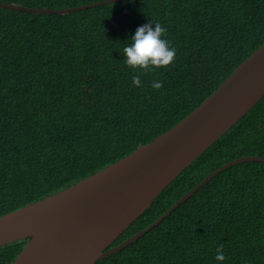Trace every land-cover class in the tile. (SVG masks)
<instances>
[{"label": "trees", "instance_id": "obj_1", "mask_svg": "<svg viewBox=\"0 0 264 264\" xmlns=\"http://www.w3.org/2000/svg\"><path fill=\"white\" fill-rule=\"evenodd\" d=\"M104 0H0L64 8ZM175 59L125 64L146 22ZM264 43V0H119L65 14L0 7V216L123 158L192 112ZM139 74L140 86L132 83ZM163 87L154 89L153 81ZM264 158V95L108 246L144 229L220 166ZM27 239L0 246L11 264ZM223 245L226 259H215ZM94 264H264V163L220 172L152 229Z\"/></svg>", "mask_w": 264, "mask_h": 264}, {"label": "water", "instance_id": "obj_2", "mask_svg": "<svg viewBox=\"0 0 264 264\" xmlns=\"http://www.w3.org/2000/svg\"><path fill=\"white\" fill-rule=\"evenodd\" d=\"M74 7H0L34 13H66ZM264 95V43L241 62L192 112L150 142L72 185L0 216V246L27 239L11 264H94L152 229L202 185L230 166L260 161L242 156L193 186L144 229L108 246L150 206L186 166L236 123Z\"/></svg>", "mask_w": 264, "mask_h": 264}, {"label": "clouds", "instance_id": "obj_3", "mask_svg": "<svg viewBox=\"0 0 264 264\" xmlns=\"http://www.w3.org/2000/svg\"><path fill=\"white\" fill-rule=\"evenodd\" d=\"M52 9H60V8H52ZM82 9H86V8H82ZM41 14H50V13H41ZM53 14H65V13H53ZM166 31H167L166 28L162 26L159 22H151L149 20L148 22L138 26L134 34L128 37L127 40L129 41V43H127L123 47L125 64L133 69L139 68V69H145L147 71H153L155 68H161L169 65L175 59L176 49L170 46L169 41L164 38V33H166ZM132 83L136 86H140L141 77L139 74L134 75L132 77ZM152 87L154 89L162 88L163 83L162 81L159 80L153 81ZM215 259L218 262H223L226 259L223 251V245L217 247Z\"/></svg>", "mask_w": 264, "mask_h": 264}]
</instances>
